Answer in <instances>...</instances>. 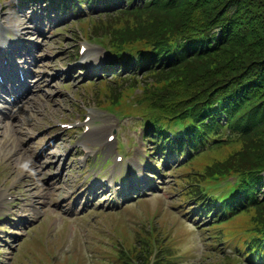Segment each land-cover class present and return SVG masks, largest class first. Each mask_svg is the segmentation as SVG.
<instances>
[{
	"label": "rangeland",
	"instance_id": "1",
	"mask_svg": "<svg viewBox=\"0 0 264 264\" xmlns=\"http://www.w3.org/2000/svg\"><path fill=\"white\" fill-rule=\"evenodd\" d=\"M1 1L2 3H0V15L4 16V19H2L0 28L4 29L3 32L7 33L12 38V46L15 45V47H17V44L22 43L27 45V48L30 49V52L32 49L35 50L32 51L36 52L38 58L34 60L33 63L36 64L37 70L41 69L43 74L47 72L51 76V78H48L46 80V83H49L50 80L52 85L51 87H48L46 85L43 86L42 90L38 93L35 99L29 103L27 111L23 110V112H25V115L23 120L24 122H21V126H18L16 129H12L11 127H4L0 129V131L3 132L4 137L9 138L7 140V143L5 144V147L7 149H5V151L7 152L4 156L3 163L1 165L0 186H3L7 183L8 179L10 178L11 172H13L15 168L16 154L13 153L15 149L13 144L18 143V145H20L19 141L15 142V137L19 135V133L17 132L19 128L22 131V127L24 128V130H26L28 127L34 128V132L32 133L35 134L34 136L38 135V137L35 139H39V141H33L30 144L31 146L36 145L35 148H31L34 153H36L38 146L45 142V140L47 141V139L49 138L55 139L54 144L50 147V153H56L58 157H50L49 155V157H47L42 162L41 169L43 170V174H40V169L36 167L32 168L30 172L31 174L39 173V184L43 185L47 181V179L45 178L50 175H53L56 172L57 165L60 160L59 155L63 151H65L71 143L77 145L78 141H80L77 139L80 135L79 132L66 133L67 135L62 137L61 130H47V127L49 126L52 128L56 122L61 120L69 121L74 118H77V116L79 115L78 110L82 109L84 106L94 108L93 105H96V103L106 104L108 102H111L109 101L108 97L104 96L103 94L97 95V93H94L93 85L85 86L86 84L82 82V80H84L82 79V77L84 76L88 78V73L94 70L91 68L97 67V63L94 61V59L100 56V52L93 45H88L89 50L87 51L84 58L79 59L78 63H88L93 61L91 63V68L88 64L87 67L89 69L86 75L74 74L69 80L70 82L65 81L63 76L56 74V68L60 67V64L66 65L67 59L64 58H66L68 54L73 53L74 50L70 47V38L72 36H75V32L79 30L78 27L76 25L73 26L74 28L72 26H68L64 28V31H54L50 29H45L42 27L43 25L40 26L35 23L36 21L33 17V14H28L27 10L24 7L15 6L17 0ZM1 6H3L4 8L1 9ZM85 25L87 27L89 26L87 24ZM73 31H75L74 34H70L73 33ZM66 34H69V38H67V40L62 41L61 35H64L66 37ZM113 85L116 86V83H113ZM46 88H48V91ZM135 98L136 96L134 95L128 100L132 102ZM125 106L127 107L128 105ZM137 108L138 107L133 108V112ZM104 113L105 112L100 111V114L104 115ZM136 122L137 121H135L134 118L128 117L122 119L119 113L109 114L107 117L103 118L99 122L96 130L94 131V138L98 137V135H100L101 133L106 134L107 130L111 129L112 127H119L121 130V140L124 143H126V140L128 144L130 143L129 147L133 145L132 143H134L142 146L145 149V152L143 151L142 155L144 157V160L147 161V163L144 162V165L147 166L146 169H144V166H141V173L143 174L145 173V170H147L148 166L152 167V165H156V163L154 162V159L156 157H153V160H149L147 152L150 151L152 146L151 144L144 142L142 137V130ZM25 135V140L23 141L24 144L28 141V138L31 137V134L28 133V130ZM88 143L89 142L87 140L82 139V141L78 143V147L81 148L83 145H87ZM94 146H97V144L91 145V147ZM78 147L77 149H79ZM3 149L4 148H0V151H2ZM10 153L12 156L10 155ZM79 155L80 152L76 156L73 155L71 157L70 161L66 166V170L64 171L63 178L64 180H69L71 182V186L76 184L79 179L78 172L81 171L77 160V156ZM28 156L32 158L33 154H30ZM47 163H53L54 165L53 167L46 166ZM157 163H159V161H157ZM170 165L171 164H168L166 167H164L161 164V167L159 169L160 174L158 173L159 175L157 176H155L154 174H148L149 176L154 177V181L152 182L153 185H159L164 183L160 190H156L153 195L148 196L147 199L149 200L145 204L134 203L130 206H127L122 212L109 215L107 218L109 219L110 224H123L125 229L130 232L128 234L132 235L133 229L135 227H150V221H155L156 216L160 215L161 213V215L163 214L164 217L168 218L166 221L169 225V229L171 230L174 227L175 216L173 213L172 216H167L169 214L168 211H177V208L181 206L178 204L180 202L179 200H177V190H175V188H170V183H172V181L175 183L174 179L179 176V172L174 169V166ZM108 170L109 169L106 170V173L108 172ZM166 173L167 175H164ZM25 184V191L30 193L29 199L35 200L34 197H36L40 202H43V199L40 197L45 193L46 184L44 186L39 185L38 191H33L35 186L31 183L26 182ZM62 193H64V190L59 193L54 199H57L59 196H63ZM112 195L113 194H111V197ZM111 197H109L108 200ZM91 198L94 199V196H92ZM102 200L103 198H100L99 200H96L95 203L102 204ZM118 201L119 198H116L114 200V202L116 203ZM51 203H53V200H51ZM97 208L99 209V207ZM95 216L99 218V220L101 221V225L104 227V216ZM58 219L61 220V218ZM203 219L204 217H202L200 220ZM82 221L83 224L80 226V223ZM82 221L80 217H76L72 221L73 229L74 227L76 228L73 235H68L70 225L69 222H67L65 226L63 222H58L55 229L57 231V241L48 239L49 222L47 220L42 221L41 223L34 226L29 238L24 241L21 246L20 254L18 257L19 264H32V254L36 252L38 253L42 245H44L47 249V252L41 258V261L43 262L42 264H50L49 262L52 258L57 261V264H75L77 261L81 262L82 257L80 255V252L78 251L79 246L83 251L85 257H88L89 255L93 264L91 247L89 245H95V243H91L93 242L91 238H94V236L96 235L101 236L97 234V232H101V229H98V227H96L97 219L94 218L93 215H90ZM5 227L6 225L0 226V240H5L7 239V237H10V233H6L7 228ZM186 227L189 229V237L186 238L184 247H200L201 242H199L198 232L194 231L188 224ZM86 230H88L89 232H87ZM119 230L120 232H122L121 227H119ZM107 233H110V231L107 230ZM67 236V249L74 256L69 257L65 254L64 251L62 253V256L58 258L56 248L59 242L66 240ZM9 241V244L13 245L11 239ZM75 245L77 251L73 250ZM14 249L7 248L4 246L1 247L0 256L2 259V263L0 264H18L15 262V257H17V255L15 254L17 252ZM230 251V249H226L225 254L229 255ZM14 258L15 260L13 262ZM222 258L223 255H219V259ZM199 260L200 257L197 256V258L194 260V263H197Z\"/></svg>",
	"mask_w": 264,
	"mask_h": 264
},
{
	"label": "trees",
	"instance_id": "2",
	"mask_svg": "<svg viewBox=\"0 0 264 264\" xmlns=\"http://www.w3.org/2000/svg\"><path fill=\"white\" fill-rule=\"evenodd\" d=\"M120 4L117 10L108 14L107 19L100 18L99 30L113 36L114 44L119 49L136 48L138 54L147 53L146 59L139 63L143 73H152L159 87H170L178 96V87L185 88L194 95L193 103L207 102L216 90H223L231 85V98L226 93L227 101L222 104L221 111L227 114L237 124L259 122L258 131L253 138L256 145L236 149L223 164L209 173V179H218L234 171H241L240 165L246 162L264 167V91L260 98L253 100L256 89L252 88L254 76L257 79L264 76V0H112ZM175 14L173 21L170 20ZM181 14L180 19L178 15ZM215 16V20L212 21ZM208 20L203 23V18ZM223 21L236 25V30ZM223 27L221 40L228 42L215 49L211 57L197 52L196 48L187 45L176 46L177 38L183 29L195 27L206 28V33L193 39L203 38L215 26ZM191 34L194 30H189ZM186 44V43H185ZM169 50V51H168ZM169 52V53H168ZM195 53V54H193ZM214 56V59H209ZM189 58V59H187ZM203 58L207 69L194 68L199 64H191L194 59ZM225 62L226 68L216 73L219 63ZM237 63L245 64L241 69H247L239 78L238 68L231 66ZM247 63V65H246ZM151 64V65H149ZM203 64V63H202ZM137 67V66H134ZM189 69L187 72L184 70ZM171 76V77H169ZM187 83V84H186ZM253 93V94H252ZM246 96H251L246 100ZM245 117L241 111L248 110ZM198 112L195 119L199 117ZM212 119L220 117L219 112L210 115ZM251 132V130H250ZM261 132V133H260ZM251 134V133H249ZM248 134V135H249ZM263 143V142H262ZM255 224L264 222V204L257 211L248 212ZM262 236V231L257 232Z\"/></svg>",
	"mask_w": 264,
	"mask_h": 264
}]
</instances>
